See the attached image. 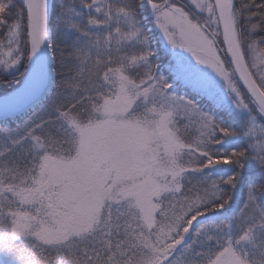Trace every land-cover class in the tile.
I'll list each match as a JSON object with an SVG mask.
<instances>
[{"label":"snow or ice","instance_id":"snow-or-ice-1","mask_svg":"<svg viewBox=\"0 0 264 264\" xmlns=\"http://www.w3.org/2000/svg\"><path fill=\"white\" fill-rule=\"evenodd\" d=\"M18 77L0 264H264V0H0Z\"/></svg>","mask_w":264,"mask_h":264},{"label":"trees","instance_id":"trees-1","mask_svg":"<svg viewBox=\"0 0 264 264\" xmlns=\"http://www.w3.org/2000/svg\"><path fill=\"white\" fill-rule=\"evenodd\" d=\"M21 71L23 72V68L21 69ZM22 80H23V77H18L17 79L13 80L11 82V86L7 90L0 88V96L6 95L16 90L21 85Z\"/></svg>","mask_w":264,"mask_h":264},{"label":"water","instance_id":"water-1","mask_svg":"<svg viewBox=\"0 0 264 264\" xmlns=\"http://www.w3.org/2000/svg\"><path fill=\"white\" fill-rule=\"evenodd\" d=\"M24 84H25V81H23L22 83H21V85L17 88V89H20V88H22L23 86H24ZM16 89V90H17ZM16 90L15 91H13V92H11V93H15L16 92ZM7 96V95H6ZM0 106H2V105H0Z\"/></svg>","mask_w":264,"mask_h":264},{"label":"rangeland","instance_id":"rangeland-1","mask_svg":"<svg viewBox=\"0 0 264 264\" xmlns=\"http://www.w3.org/2000/svg\"><path fill=\"white\" fill-rule=\"evenodd\" d=\"M23 81H24V79L22 80V82H23ZM22 82H21V83H22ZM14 91H15V90H14ZM8 94H9V93H8ZM8 94H6V95H8ZM6 95H2V96H0V97H4V96H6Z\"/></svg>","mask_w":264,"mask_h":264},{"label":"bare ground","instance_id":"bare-ground-1","mask_svg":"<svg viewBox=\"0 0 264 264\" xmlns=\"http://www.w3.org/2000/svg\"><path fill=\"white\" fill-rule=\"evenodd\" d=\"M25 85V84H24Z\"/></svg>","mask_w":264,"mask_h":264}]
</instances>
